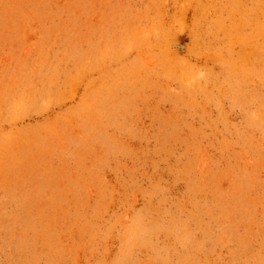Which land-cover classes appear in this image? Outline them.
Segmentation results:
<instances>
[{
    "label": "rangeland",
    "instance_id": "rangeland-1",
    "mask_svg": "<svg viewBox=\"0 0 264 264\" xmlns=\"http://www.w3.org/2000/svg\"><path fill=\"white\" fill-rule=\"evenodd\" d=\"M0 264H264V0H0Z\"/></svg>",
    "mask_w": 264,
    "mask_h": 264
}]
</instances>
